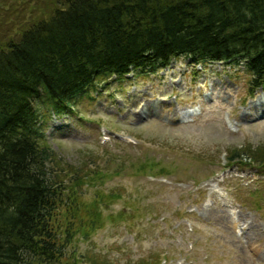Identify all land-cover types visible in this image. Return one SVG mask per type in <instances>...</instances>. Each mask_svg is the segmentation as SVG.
<instances>
[{
    "label": "rangeland",
    "instance_id": "obj_1",
    "mask_svg": "<svg viewBox=\"0 0 264 264\" xmlns=\"http://www.w3.org/2000/svg\"><path fill=\"white\" fill-rule=\"evenodd\" d=\"M16 1L20 18L0 6V46L45 2ZM250 80L242 66L179 58L157 75L109 82L78 115L43 112L62 165L79 172L88 162L84 199L97 196L90 210L102 213L69 247L74 264H264V170L247 159L221 169L228 149L264 144V90L251 93Z\"/></svg>",
    "mask_w": 264,
    "mask_h": 264
},
{
    "label": "trees",
    "instance_id": "obj_2",
    "mask_svg": "<svg viewBox=\"0 0 264 264\" xmlns=\"http://www.w3.org/2000/svg\"><path fill=\"white\" fill-rule=\"evenodd\" d=\"M22 3L0 0L16 18ZM35 8L0 46V264H74L69 247L103 224L102 213L90 210L97 196L85 202L84 163L69 170L47 145L43 112L78 115L109 82L157 75L179 58L242 66L249 91L264 90V0H45ZM225 153L226 167L247 159L264 170V144Z\"/></svg>",
    "mask_w": 264,
    "mask_h": 264
},
{
    "label": "bare ground",
    "instance_id": "obj_3",
    "mask_svg": "<svg viewBox=\"0 0 264 264\" xmlns=\"http://www.w3.org/2000/svg\"><path fill=\"white\" fill-rule=\"evenodd\" d=\"M192 115L194 114V112H190Z\"/></svg>",
    "mask_w": 264,
    "mask_h": 264
}]
</instances>
